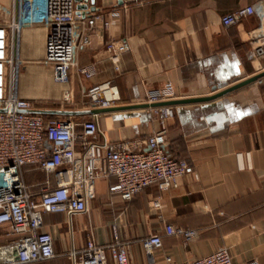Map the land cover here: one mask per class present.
Listing matches in <instances>:
<instances>
[{
    "label": "crops",
    "instance_id": "crops-1",
    "mask_svg": "<svg viewBox=\"0 0 264 264\" xmlns=\"http://www.w3.org/2000/svg\"><path fill=\"white\" fill-rule=\"evenodd\" d=\"M77 2L87 13L102 9L111 21L108 28L99 24L88 30L78 53V63L94 64L95 75L81 79L73 71L69 82H57L53 66L45 63L48 28L25 26L20 31L18 96L36 101L37 110L84 111L81 116L91 117L94 109L79 103L82 86L103 84L113 105L104 111L100 130L112 142L143 138L159 128L158 114L147 110L149 88L171 83L176 97L168 101L210 97L261 73L252 51L264 41V17L248 14L229 27L222 17L249 5L264 7V0ZM15 11L14 0H0V23L12 21ZM112 40L130 46L117 62L106 48ZM169 106L175 112L169 120V151L187 159L195 171L176 187L146 188L124 207L130 216L133 234L126 237L134 243L135 261L148 264L140 241L159 232L163 248L154 264H165V254L182 262L220 247L229 248L234 264H264V77L212 100ZM113 180L98 182L91 212L100 199H111L108 185ZM153 198L161 201L157 210L151 207ZM113 200L122 202L119 197ZM62 218L48 225L66 224L64 214ZM86 220L93 223L99 242L109 240L111 219L88 214L74 219L78 247L85 241L80 222ZM166 224L197 229L199 236L185 243L182 237L166 234ZM64 245L68 254L72 240Z\"/></svg>",
    "mask_w": 264,
    "mask_h": 264
},
{
    "label": "built area",
    "instance_id": "built-area-1",
    "mask_svg": "<svg viewBox=\"0 0 264 264\" xmlns=\"http://www.w3.org/2000/svg\"><path fill=\"white\" fill-rule=\"evenodd\" d=\"M14 1V18L0 23V239L6 237L0 241V264H38L57 256L55 243L61 224L45 223L46 213L65 215L72 236L68 252L72 264H138L134 259V243L124 235L126 208L111 219L110 238L105 243L96 239L91 222L81 223L85 241L78 247L74 219L91 213L100 180L114 178L108 185L111 203L114 197L129 202L150 186L167 190L194 173V166L187 159L173 156L168 148L173 107L151 106L174 99L173 86L166 83L147 89L150 105L147 110L158 114L159 128L143 138L110 141L100 130L104 112H94L91 117L35 112L37 102L20 98L17 90L22 27L46 25L45 63L53 66L57 82L67 83L73 71L81 79L95 75L94 64L78 63V53L88 30L99 24L108 28L111 21L105 18L102 9L93 13L79 9L77 0ZM255 13L263 20L262 4L228 12L222 23L229 27L245 15ZM106 48L117 62L118 56L130 46L127 41L112 40L106 43ZM252 60L257 72L264 71V41L252 51ZM104 91L103 84L82 86L79 103L92 109L109 108L113 101L105 97ZM65 102L70 103L71 99L67 97ZM32 172H44L46 178L28 183L26 174ZM151 207L159 209L160 199L153 198ZM164 232L182 237L185 243L199 236L197 229L173 224H166ZM140 243L147 263L154 264L156 253L163 248L162 234L149 233ZM164 262L234 264L228 247L182 262L165 254Z\"/></svg>",
    "mask_w": 264,
    "mask_h": 264
},
{
    "label": "rangeland",
    "instance_id": "rangeland-1",
    "mask_svg": "<svg viewBox=\"0 0 264 264\" xmlns=\"http://www.w3.org/2000/svg\"><path fill=\"white\" fill-rule=\"evenodd\" d=\"M46 178V174L43 172H38L37 175L32 176H26V179L28 183H33L35 181H42ZM112 199H109L104 197L103 200L100 199V201L96 202V205L92 212L89 214L91 215V218H98L101 217V219L106 220V219H113L116 214H119L124 207L127 206V203L125 201H114V203H111ZM122 209V210H121ZM63 218L60 216H56L54 218L55 222H60L62 221ZM125 221L127 223V228L124 232L125 236H132V231L130 229V216L125 213ZM90 221H81L80 223H89ZM92 223V222H91ZM93 224V223H92ZM61 228H58L57 230V235H56V247H57V252H58V257L48 261V262H43L42 264H72L70 257L68 254L65 253V249L67 246L64 245L66 241H69V239L72 240V236L68 233V226L64 223L61 224ZM141 235H145V232L140 233Z\"/></svg>",
    "mask_w": 264,
    "mask_h": 264
},
{
    "label": "water",
    "instance_id": "water-1",
    "mask_svg": "<svg viewBox=\"0 0 264 264\" xmlns=\"http://www.w3.org/2000/svg\"><path fill=\"white\" fill-rule=\"evenodd\" d=\"M264 77V71L261 73L256 74L253 77H250L244 81H241L227 89H224L222 91H220L219 93L210 96V97H199V98H188V99H182V100H176V101H167V102H160V103H156L153 104L151 106H161V105H172V104H176V103H189V102H200V101H208V100H212L214 98H217L219 96L225 95L231 91H234L238 88H241L251 82L257 81L258 79ZM148 107L150 106L149 104L147 105ZM124 108V107H123ZM109 108H102V109H94L93 111H90L91 113L94 112H104L107 111ZM35 112H39V113H43V114H47V115H74V116H78V115H84L86 114V112L84 111H61V110H35Z\"/></svg>",
    "mask_w": 264,
    "mask_h": 264
},
{
    "label": "trees",
    "instance_id": "trees-1",
    "mask_svg": "<svg viewBox=\"0 0 264 264\" xmlns=\"http://www.w3.org/2000/svg\"><path fill=\"white\" fill-rule=\"evenodd\" d=\"M37 173L38 172H32V173H27L26 174V176H32L33 177V175H37ZM44 173V172H43ZM27 180V179H26ZM28 182V181H27ZM127 204L129 203V202H126ZM61 216L60 217H62V213H59ZM56 217V213H46L45 215H44V218H45V223H50V222H54V218ZM55 252H57V247H56V244H55ZM51 260H53V259H51ZM51 260H49V261H51ZM48 262V261H47ZM38 264H42V263H38Z\"/></svg>",
    "mask_w": 264,
    "mask_h": 264
}]
</instances>
